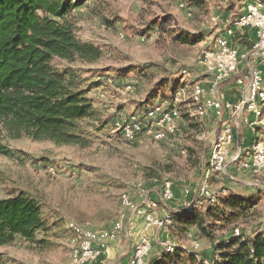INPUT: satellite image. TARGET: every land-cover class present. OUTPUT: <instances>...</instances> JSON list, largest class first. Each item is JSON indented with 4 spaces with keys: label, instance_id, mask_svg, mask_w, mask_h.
Returning a JSON list of instances; mask_svg holds the SVG:
<instances>
[{
    "label": "rangeland",
    "instance_id": "374dc122",
    "mask_svg": "<svg viewBox=\"0 0 264 264\" xmlns=\"http://www.w3.org/2000/svg\"><path fill=\"white\" fill-rule=\"evenodd\" d=\"M80 1L84 4L70 15L75 36L81 42L97 46L101 57L94 63L69 64L54 59L52 65L77 71L79 88L86 91L95 109V118L77 122L83 145L57 146L45 140L34 141L25 136L8 139L0 134L2 146L14 154L12 158L0 156V198L18 191L36 195L49 226L47 232L38 235L37 239L44 240L42 244L16 239L10 245L0 246V264H70L68 222L104 230L120 221L126 232L128 212L120 205V195L126 193L139 204L142 191L152 193L154 198L165 180L172 183L174 200L168 207L159 205L160 216H164L168 208L180 211L182 203L191 198L202 180L218 197L224 195L223 190L226 194H252L258 190L246 189L242 184L245 175L237 172L233 165L231 174L237 182L206 174L218 122L209 112L198 116L191 99L197 82L206 78L197 64L201 54L213 49L215 38L233 26L242 3L208 1L201 8H189L180 0ZM164 20L166 23L160 26ZM151 21L159 27L146 32ZM200 30L206 31L207 39L194 45H181L173 40L179 32ZM148 66L153 67L150 70L153 77L176 79L175 86L162 90L156 99L149 101L154 81L138 76L136 71L125 75L113 71L143 70ZM161 102L174 103L179 110L174 134H168L159 142L144 135L128 142L115 130L116 119L140 114ZM209 142L206 153L202 154L198 144ZM258 186L259 190H264V173L259 176ZM185 190L191 195H185ZM253 204L252 216L231 225H218L213 233L215 242L230 236L234 228L248 239L258 233L264 235V197ZM208 207L213 206L204 203L196 213ZM134 228L138 238L142 235L150 239L152 251L148 259L154 258V227L146 228L142 220L136 219ZM160 233L163 237L169 235L168 239L189 251L192 241L198 242L200 256L211 251L209 243L198 238L193 228L181 236L170 235L167 229ZM131 239L125 243L128 251L130 245L136 243ZM112 263L107 260L104 264Z\"/></svg>",
    "mask_w": 264,
    "mask_h": 264
},
{
    "label": "trees",
    "instance_id": "16d2710c",
    "mask_svg": "<svg viewBox=\"0 0 264 264\" xmlns=\"http://www.w3.org/2000/svg\"><path fill=\"white\" fill-rule=\"evenodd\" d=\"M180 1L189 8H201L208 1L220 0ZM83 4L79 0H0V134L6 138L25 136L57 146L83 145L77 122L93 120L95 109L86 91L79 88L77 71L52 65L54 59L69 64L76 61L94 63L101 57L97 46L81 42L75 36L70 15ZM158 27L151 21L146 32ZM205 38L204 30L179 32L173 36V40L181 45H194ZM151 68L113 71L124 75L136 71L138 76L154 81L147 98L149 101L156 99L162 90L176 85L175 78L153 77ZM154 68L159 69V66L154 65ZM235 139L239 142V135ZM198 147L202 154L206 153L204 144L199 143ZM13 155L0 143V156L12 158ZM252 189H258L264 196V190H259V186ZM253 203V198L229 192L219 196L215 204H206L213 207L205 211L196 213L200 207L181 208L177 211L180 213L172 211V225L168 231L170 235L181 236L193 228L198 238L213 245L208 264H264L262 233L248 239L234 228L239 230L238 236H233L232 229L230 236H223L216 242L213 234L218 225H231L252 216ZM48 229L36 195L18 191L0 198V246L10 245L16 239L42 244L44 240L37 239L38 235ZM149 255L144 264H203L199 251L194 253L182 246L172 253H166L160 247L154 258L148 259Z\"/></svg>",
    "mask_w": 264,
    "mask_h": 264
},
{
    "label": "built area",
    "instance_id": "2783aa9c",
    "mask_svg": "<svg viewBox=\"0 0 264 264\" xmlns=\"http://www.w3.org/2000/svg\"><path fill=\"white\" fill-rule=\"evenodd\" d=\"M233 26L255 29L257 39L248 53L250 56L259 57L260 64L264 66V1L249 0L245 5L244 12L235 20ZM227 34H230V31H227ZM248 53L239 52L231 47L224 37H216L213 49L204 51L197 62L198 67L211 78V86L209 90L200 86L194 87L191 99L195 113L200 117L205 116L210 110L218 117L224 110L231 113L230 118L219 125L211 143L206 174L226 177L237 182L230 170L231 165H233L235 170H238L237 172L245 175L242 184L254 188L259 185V176L264 173V142L255 141L243 157L240 150H233L236 126L238 127L240 120L243 119L252 129L257 126L264 128V79L262 71L256 66H250L247 71L239 73V66L245 61ZM233 76H236L235 84L243 91L239 101H227L222 94H218L214 98L207 97L208 92H216L223 82ZM248 116L253 118L252 121L248 119ZM179 118L180 113L174 103L165 104L161 102L140 114L133 113L116 119L114 128L128 142H134L143 135L159 142L168 134H174V123ZM184 193L191 195L189 190H185ZM222 194L225 195L226 191L223 190ZM158 195L165 206L172 202L174 200L172 183L168 180L163 181ZM139 198V204H135L128 194L120 195V205L128 212L125 217L126 229L132 226L136 217L142 218L146 227L156 229H164L172 224L170 213L164 216L158 215L159 201L152 197V193L142 191ZM217 198L218 196L212 193L206 181L202 180L196 192L191 195L187 202L182 203L181 208L194 209L201 207L204 203L213 205ZM175 213L180 212L175 211ZM66 228L70 232L68 238L71 246L70 264H88L101 261L109 244L115 242L124 231L123 223L120 221L104 230H93L72 221L66 224ZM238 235L239 230L234 229L233 236ZM160 247L166 253H172L178 245L174 240L167 238L160 243ZM191 249V252L198 253L199 243L192 241ZM150 251V242L142 237L139 243L133 246L127 264H144Z\"/></svg>",
    "mask_w": 264,
    "mask_h": 264
},
{
    "label": "crops",
    "instance_id": "0c3cea01",
    "mask_svg": "<svg viewBox=\"0 0 264 264\" xmlns=\"http://www.w3.org/2000/svg\"><path fill=\"white\" fill-rule=\"evenodd\" d=\"M248 1L249 0H242L241 1V3H242V7L240 10L241 12L237 16V18L244 12L245 5ZM227 31H230V34H227ZM218 36L224 37L228 41V43L231 47H234L239 52H245V53H248L251 51V48L257 39L256 31H255V29H253L251 27L237 28L236 26H231V27H228L225 31H223L222 34H220ZM250 66L258 67L262 71L263 79H264V66H262L260 64V58L250 56L248 53V56L245 59V61H243L239 66V73L247 71L248 67H250ZM205 76H206V78L199 80L197 82V86H200V87L204 88L205 90H209V88L211 86V78L208 75H205ZM235 79H236V76H233L232 78H230L228 80V82L226 81V83L223 86L219 87V89L216 92H214V93L209 92V94L207 93V97L208 98H214V97H217L218 94H222L224 96L225 100H227V101H230V102L239 101L241 99L243 91H242V88H240L239 86H237L235 84ZM210 93H212V94H210ZM209 113H210V115H212L215 118V119L213 118L214 120L217 119L218 123L216 125V133L218 131L219 125L222 122H225L226 120H228L231 116V113L228 110L222 111L221 115L219 117L216 116L214 114V112L211 110L209 111ZM248 119L250 121H252L253 118L251 116H248ZM216 133H215V135H216ZM238 135L240 137V141L238 142L235 139L236 144H234L233 149L235 148L236 151L240 150L242 157L245 155L246 151L251 149L252 144L255 141H263L264 142V128L257 126L254 129H252L247 125V123H245L243 121V119L240 120V122L238 123V127L236 126L235 138H238ZM210 143L211 142H209V144L208 143L204 144L205 149H207V146L210 145ZM225 179L229 180L226 177H225ZM229 181H231V180H229ZM246 189H248L250 191L254 190L250 187H247ZM158 194L154 193V199H157L159 201V205H161V204H163V202L160 200V197ZM233 194L236 196H240V197L253 198L254 201L264 197L263 195H260L258 193V190L256 192H253L252 194L251 193L242 194V193H237V192L233 193ZM258 194H259V196H258ZM168 204H167V206H165L163 204V206L168 207ZM167 210H168L167 211L168 214L171 213L172 211H174L172 208H168ZM136 219L142 220V218H139V217L134 218L133 224H132V226H130L131 228L126 229L127 231L121 233L115 242L109 244V246L105 250V255L103 256L101 261L91 262L88 264H104V263H106L107 260L112 261L113 262L112 264H127L128 260L131 256L133 246L138 244L142 237H145L150 242V239L148 237L140 235V237L138 238L137 232H136V235L134 234V231L136 230L135 229L136 227L134 228ZM146 228H149V227H146ZM164 229L168 230V227L164 228ZM162 230L163 229L154 228V251H157L159 249L158 247L160 246L159 245L160 240H164L167 237H169V235L163 237V235L160 233ZM156 231H160V232L157 233ZM167 234H168V232H167ZM128 238H132L131 241L136 240L135 244L133 243L132 245H130L131 247H130L129 251H128V248L125 246V243L128 241ZM212 246H213L212 244H209L211 251H207V252H204L201 254L200 258L202 259L203 264H208L209 259H211L212 255H213ZM151 251H152V248H151ZM127 252H128V254H127ZM209 252H210V254H209Z\"/></svg>",
    "mask_w": 264,
    "mask_h": 264
}]
</instances>
